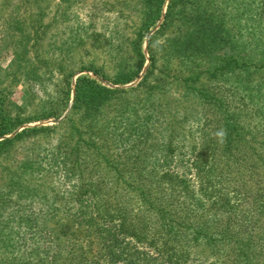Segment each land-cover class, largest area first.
<instances>
[{
  "label": "trees",
  "instance_id": "trees-1",
  "mask_svg": "<svg viewBox=\"0 0 264 264\" xmlns=\"http://www.w3.org/2000/svg\"><path fill=\"white\" fill-rule=\"evenodd\" d=\"M42 1H0V264H264V0Z\"/></svg>",
  "mask_w": 264,
  "mask_h": 264
},
{
  "label": "rangeland",
  "instance_id": "rangeland-1",
  "mask_svg": "<svg viewBox=\"0 0 264 264\" xmlns=\"http://www.w3.org/2000/svg\"><path fill=\"white\" fill-rule=\"evenodd\" d=\"M47 1L48 0H44L42 2L44 3ZM69 1H72L70 9L72 10L74 8V11H75L74 14H72V15H75L77 17V19H83V18L85 19L86 8L83 7L82 0H52V2L55 4H58V6L65 5ZM216 3L218 6V9L223 6V3L221 2V0H217ZM50 5H52V4H50ZM55 9H56V7H53V6L50 7L49 10H50L51 15L53 14ZM51 15L49 17H51ZM3 20H5V19H3ZM3 20L0 21V67L2 69L12 71V69H9V65H10V62L12 59L11 43H8L7 41L4 42L6 35H4L3 32H5L7 30V28L5 27L6 25L1 24L2 22H4ZM70 22H73V21L70 20ZM160 22L161 21H158L155 28L151 29V31L148 33V35L152 34L158 28ZM1 30L3 32H1ZM51 32H52L51 33L52 37L46 38L43 42L44 44L48 45L47 47H44L47 50L51 49L55 45V42L56 43L58 42L57 41L58 38H54V33H53V31H51ZM54 32H56V31H54ZM2 35H4L5 38H3ZM144 48H145V41L143 43V49ZM142 73H143V71L141 72L140 75H142ZM80 74H88L89 76L97 79L98 81L102 82L103 84H107L108 86H111L110 83L106 82L105 80L100 78L98 75L93 74L90 71H80V72L76 73L73 76L72 81H74L76 76L80 75ZM19 76L21 78L17 82L14 81V82L10 83L9 81H6L5 85H7L8 88L11 90V93L9 94V99H11L14 103H16V105H22V104H25L26 101H28V103H29L28 108L23 113L24 116H27V114L30 113V110L34 111V109L37 107V104H39L40 100L46 99V98H48V99L52 98V96H51L52 92L55 91L56 88L54 87L52 82L51 83L46 82L44 84V86L43 85L41 87L39 86V83L44 82V79L47 77V72H46L44 67H38L37 73L34 76L33 80L28 78L26 75H19ZM11 77H13V78L17 77V74H15V76L11 75ZM137 82H138V79H135L131 83H128L125 85H117V86L126 87L129 85H134ZM219 83L221 84V81H219ZM220 84H218V85H220ZM71 86H72V84H71ZM176 93L177 94L175 96H179V94L181 92H176ZM232 98L236 99V96H233ZM130 99H131V97H130ZM70 103H71V100H70ZM67 113H68V109L65 110L64 113L57 118L49 117V118L25 122V123H23V125L19 126L12 133H10L9 135H6V136H11L12 134L20 131L23 127L29 126V125H50V126L55 125L58 122H60L61 120H63ZM56 120H58V121H56ZM45 149H48V147H46V145H45Z\"/></svg>",
  "mask_w": 264,
  "mask_h": 264
},
{
  "label": "water",
  "instance_id": "water-1",
  "mask_svg": "<svg viewBox=\"0 0 264 264\" xmlns=\"http://www.w3.org/2000/svg\"><path fill=\"white\" fill-rule=\"evenodd\" d=\"M56 121H58V120H56Z\"/></svg>",
  "mask_w": 264,
  "mask_h": 264
}]
</instances>
